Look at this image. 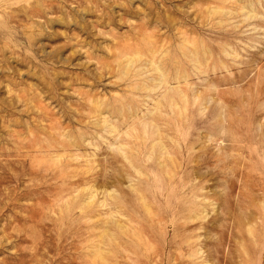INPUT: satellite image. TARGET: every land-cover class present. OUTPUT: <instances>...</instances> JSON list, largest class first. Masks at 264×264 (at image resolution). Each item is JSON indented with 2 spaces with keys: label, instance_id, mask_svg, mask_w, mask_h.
Listing matches in <instances>:
<instances>
[{
  "label": "rangeland",
  "instance_id": "374dc122",
  "mask_svg": "<svg viewBox=\"0 0 264 264\" xmlns=\"http://www.w3.org/2000/svg\"><path fill=\"white\" fill-rule=\"evenodd\" d=\"M0 264H264V0H0Z\"/></svg>",
  "mask_w": 264,
  "mask_h": 264
}]
</instances>
